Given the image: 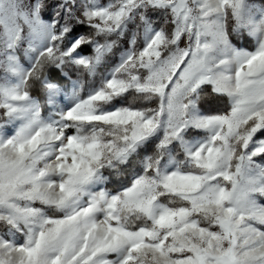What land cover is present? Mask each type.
I'll list each match as a JSON object with an SVG mask.
<instances>
[{
  "label": "snow or ice",
  "instance_id": "obj_1",
  "mask_svg": "<svg viewBox=\"0 0 264 264\" xmlns=\"http://www.w3.org/2000/svg\"><path fill=\"white\" fill-rule=\"evenodd\" d=\"M0 264H264V0H0Z\"/></svg>",
  "mask_w": 264,
  "mask_h": 264
}]
</instances>
